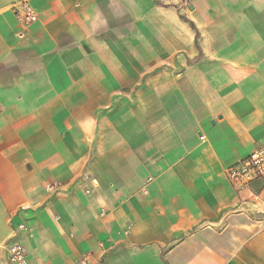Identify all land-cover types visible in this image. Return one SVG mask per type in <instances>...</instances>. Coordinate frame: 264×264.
I'll list each match as a JSON object with an SVG mask.
<instances>
[{
	"label": "crops",
	"instance_id": "1",
	"mask_svg": "<svg viewBox=\"0 0 264 264\" xmlns=\"http://www.w3.org/2000/svg\"><path fill=\"white\" fill-rule=\"evenodd\" d=\"M187 1L0 0V264H264V0Z\"/></svg>",
	"mask_w": 264,
	"mask_h": 264
},
{
	"label": "built area",
	"instance_id": "2",
	"mask_svg": "<svg viewBox=\"0 0 264 264\" xmlns=\"http://www.w3.org/2000/svg\"><path fill=\"white\" fill-rule=\"evenodd\" d=\"M182 3L187 5L188 1L182 0ZM10 11L23 27L30 26L38 19L36 12L26 1L12 4ZM200 139L203 140V137ZM225 175L230 186L237 193L248 190L254 182L264 181V148L254 149L246 158L227 168ZM54 189L55 186H50L47 191ZM22 209L27 208L23 207ZM26 230L27 227L21 224L17 226L15 232H25ZM7 261L8 264H28L25 249L19 241H14L7 246ZM100 261L101 257L94 258L91 253H84L75 261V264H99Z\"/></svg>",
	"mask_w": 264,
	"mask_h": 264
}]
</instances>
